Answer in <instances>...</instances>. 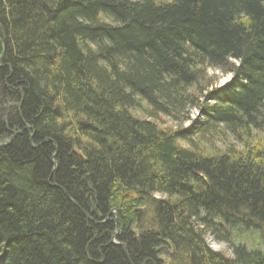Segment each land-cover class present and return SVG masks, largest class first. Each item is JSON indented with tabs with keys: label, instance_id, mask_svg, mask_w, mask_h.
Listing matches in <instances>:
<instances>
[{
	"label": "trees",
	"instance_id": "16d2710c",
	"mask_svg": "<svg viewBox=\"0 0 264 264\" xmlns=\"http://www.w3.org/2000/svg\"><path fill=\"white\" fill-rule=\"evenodd\" d=\"M0 264H264V0H0Z\"/></svg>",
	"mask_w": 264,
	"mask_h": 264
},
{
	"label": "rangeland",
	"instance_id": "374dc122",
	"mask_svg": "<svg viewBox=\"0 0 264 264\" xmlns=\"http://www.w3.org/2000/svg\"><path fill=\"white\" fill-rule=\"evenodd\" d=\"M207 74L208 77H210L212 79V82L218 86H221L227 82H229V80L231 79L229 75H223L221 72L217 71V70H212V69H208L207 70ZM198 118V114L196 111H191L190 113V120H194ZM163 121L166 125L168 126H174L175 124L172 123L171 121H167V119L163 118ZM189 126V122H185L183 124V127H188ZM160 195H156V198H160ZM240 243L248 246H252L253 248H255L256 246V235H251L250 232L244 236V238H241ZM207 244L210 246V248L213 251H226V245L225 244H217L215 242H213V240H211L210 238H207ZM229 254V253H228Z\"/></svg>",
	"mask_w": 264,
	"mask_h": 264
},
{
	"label": "water",
	"instance_id": "95a60500",
	"mask_svg": "<svg viewBox=\"0 0 264 264\" xmlns=\"http://www.w3.org/2000/svg\"><path fill=\"white\" fill-rule=\"evenodd\" d=\"M52 164H53L54 166H56L55 162H53V159H52ZM121 247L123 248V246H121Z\"/></svg>",
	"mask_w": 264,
	"mask_h": 264
}]
</instances>
